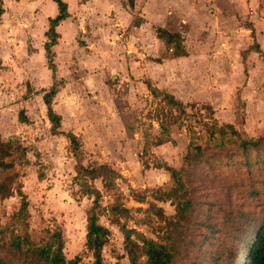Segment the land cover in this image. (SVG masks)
Wrapping results in <instances>:
<instances>
[{
    "label": "rangeland",
    "instance_id": "374dc122",
    "mask_svg": "<svg viewBox=\"0 0 264 264\" xmlns=\"http://www.w3.org/2000/svg\"><path fill=\"white\" fill-rule=\"evenodd\" d=\"M196 2L199 6L186 12L184 20L199 18L200 30L179 29L188 31L182 34L186 47L196 50L200 44L211 53L210 62H197L192 56L188 63L177 62L185 66L183 73L165 77L167 88L161 89L174 88L179 95L172 94L184 104L182 110L166 105L163 95L153 96L145 79L132 78L130 83L113 77L115 71L103 79L102 66L94 61L83 70L68 68L63 71L65 78H59L62 86L53 98L59 99L55 110L63 118L62 129L74 130L83 142L82 163L107 164L115 171L116 189L106 188L101 176L86 178L101 193L99 222L109 229L102 248L106 264L129 263L122 225L152 238L170 233L176 251L182 252L191 247L204 203L210 204L211 219L222 231L241 214L239 209L264 217V191L257 198L247 196L246 183L239 184L246 178L226 164L230 155L235 156L231 152L238 137L227 125L241 137L264 135V59L259 61L258 45L250 36L254 22L264 18V6L253 9L247 0L243 12L244 0H228L229 5H223V0ZM227 12L229 19L219 17ZM74 59L78 62L77 56ZM129 70L128 66L125 71ZM17 83L0 87V141H11L9 154L0 158V247L12 234L25 233L40 244L60 229L65 258L79 256V264H91V252L84 244L86 212L93 198L84 195L76 182V159L68 139L51 133L41 99L50 86L33 90ZM65 96H72V102ZM19 111L29 113L24 129L17 127ZM214 125L222 131L211 134ZM190 143L203 150L199 161L191 164L185 158ZM260 153L263 158L255 173L263 177L264 151ZM163 163L180 171L178 177L159 167ZM21 195L27 200L26 214L16 220ZM115 201L127 212H110L108 205ZM245 223L244 218L240 226ZM144 261L141 256L140 262Z\"/></svg>",
    "mask_w": 264,
    "mask_h": 264
},
{
    "label": "crops",
    "instance_id": "0c3cea01",
    "mask_svg": "<svg viewBox=\"0 0 264 264\" xmlns=\"http://www.w3.org/2000/svg\"><path fill=\"white\" fill-rule=\"evenodd\" d=\"M63 1L66 4L67 15L55 26L57 38L51 46L54 74L58 80L60 77L65 78L64 70L69 68L68 71H70L74 66L83 70L94 61L102 66L100 73L103 79L108 76L109 71H115L116 75L112 76H118L120 80L126 78L130 83H134L132 78L145 79L147 89V85L150 84L162 91V88H167L165 77L168 79L174 74L183 73L185 66L182 68V65L180 67L177 62L188 63L191 60L190 56L197 62L204 60L210 62L211 53L209 51L205 53L200 44L197 45L196 50L193 48L189 50L185 45L184 37H182L184 54L171 56L166 52L165 43L156 31L158 27H162L182 36V34L187 35L192 29L193 31L200 30L201 20L197 17L191 21L186 19L189 23L184 25L185 13L190 12V9H195L196 4L199 6L196 0ZM222 3L223 5L230 4L228 0H223ZM247 5V0H244L245 10L243 12L246 11ZM250 5L253 9L259 8V6H264V0H251ZM1 7L3 11L0 15V87L15 86L19 82L20 87L25 85L33 90L48 88L53 82V76L47 64L44 46L48 41L46 32L49 28V21L59 12L57 3L54 0H1ZM219 17L229 19L230 14L221 13ZM211 18L214 23L213 17ZM183 26L188 28L186 33L179 29ZM252 33L250 32V36L258 45L256 56L259 55V61L263 63L264 18L254 22ZM161 52L169 56L166 54L160 56ZM240 55L242 56L241 52ZM76 56L78 62L74 59ZM148 56L158 57V60L152 61ZM242 64L244 71V63ZM128 66L130 70L126 72L125 69L127 70ZM230 67L231 65H228L226 69L229 70ZM172 68L175 69V73ZM191 68L192 66L188 67V70L190 71ZM207 71L206 68L208 74ZM227 86L231 89L234 84L230 82ZM168 90L162 92L177 94L172 87H168ZM65 98L67 102L69 100L72 102V96H65ZM41 99L43 101V95ZM57 100L59 99H54L51 105L54 112L60 116L59 129L72 132L76 136L74 130L62 129L63 118L61 113L55 110ZM44 107L46 110V105ZM28 115H26L27 120L30 119ZM23 123L26 122H20L17 127L24 129L26 124ZM56 135H63L66 140L68 139L62 133ZM76 138L78 139L77 136ZM68 141L67 144L70 146ZM82 146L81 141L80 148Z\"/></svg>",
    "mask_w": 264,
    "mask_h": 264
},
{
    "label": "trees",
    "instance_id": "16d2710c",
    "mask_svg": "<svg viewBox=\"0 0 264 264\" xmlns=\"http://www.w3.org/2000/svg\"><path fill=\"white\" fill-rule=\"evenodd\" d=\"M58 5V14L55 18L50 19L49 28L46 32L48 41L45 43V51L48 67L52 71L53 82L50 87L43 93V101L46 105V115L51 123V133L64 134L70 142V150L76 159V182L84 195L92 197V204L86 212V235L85 247L91 252L93 261L91 264H106L102 257V248L109 236V229L99 222V215L102 211L100 203V192L92 188L86 178H95L101 176L106 188L116 189L115 171L108 167L107 164H96L94 166H85L81 163L80 146L81 141L76 138L72 132H65L59 129L60 116L52 109V99L60 86V80L55 77V67L52 62L51 46L56 42L57 33L55 26L60 20L66 17V4L63 0H54ZM3 9L0 0V15ZM157 35L164 41L167 50L171 56L184 54L183 38L177 32H170L165 28L158 27ZM153 96L163 95L165 104L170 107H176L180 110L184 104L176 99L173 95L159 91L147 85ZM18 120L27 122V117L22 111L18 112ZM160 124V128L165 132L168 130ZM232 133L236 134L237 141L235 148L231 152L235 156H229L227 165H234L237 170L246 179L239 184L246 183V194L249 197L257 198L264 191V176L259 177L255 169L263 156L264 135L257 138L241 137L231 125ZM166 128V129H164ZM212 134L214 131H222L220 127L211 126ZM167 132V131H166ZM11 141H0V158L9 154ZM203 156V150L200 145L190 143L185 155L186 161L191 164L199 161ZM0 164H3L0 159ZM170 172L172 177H178L180 171L172 166L163 163L161 166ZM8 193L7 195H10ZM166 194V193H165ZM168 194V193H167ZM172 194V193H170ZM169 194V195H170ZM167 195V196H169ZM4 196V195H2ZM205 209L201 219L198 221L197 229L191 240V247L188 250L177 252L174 240L170 233H165L158 238L145 236L142 232L127 228L124 225L120 227L124 236V246L128 255V264H264V217L260 218L250 215L243 209H239V215H235L229 227L221 230L217 223L211 218L208 206L204 203ZM27 200L21 195L20 207L14 215L16 220L25 216ZM112 213H125L127 209L115 201L108 205ZM161 215V214H160ZM246 219V223L240 226V221ZM236 245L232 247V243ZM64 240L60 229H57L48 238L40 243H34L25 233L12 234L5 244L0 247V264H79V256L72 259H66L63 252ZM241 253V255H239ZM141 256L145 261L140 262ZM241 261L239 263V257ZM119 264V263H115Z\"/></svg>",
    "mask_w": 264,
    "mask_h": 264
}]
</instances>
